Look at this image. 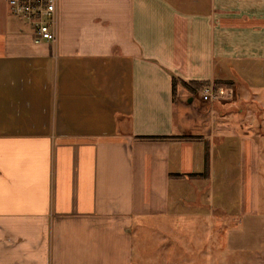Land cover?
Wrapping results in <instances>:
<instances>
[{
  "label": "crops",
  "instance_id": "0c3cea01",
  "mask_svg": "<svg viewBox=\"0 0 264 264\" xmlns=\"http://www.w3.org/2000/svg\"><path fill=\"white\" fill-rule=\"evenodd\" d=\"M261 119L264 0H58L40 45L0 0V264L259 254Z\"/></svg>",
  "mask_w": 264,
  "mask_h": 264
},
{
  "label": "rangeland",
  "instance_id": "374dc122",
  "mask_svg": "<svg viewBox=\"0 0 264 264\" xmlns=\"http://www.w3.org/2000/svg\"><path fill=\"white\" fill-rule=\"evenodd\" d=\"M212 99L216 100V99H218V96H213ZM262 121L264 122V119L263 120L261 119V125L263 124ZM263 135H264V133H263ZM261 144L263 147L261 149V155L264 157V141H261ZM235 166H238V165L235 164ZM259 172H260V189H261L260 197H259V200H260V218H259V220L260 221H258L259 223H258L257 231L260 230V232H257L258 233L257 234V240H259V239L264 240V235H263V237L260 238V233H261V235H262V232L264 234V162L263 161L261 162V164H259ZM238 204H239V201L237 203H235L236 208H238ZM235 207L233 206V204L227 205L226 208L224 209V212H223L224 216L231 215L234 212L233 209ZM213 222H214V220H213ZM189 231H190V228H188V223L185 221V223L183 225V230L181 232L182 240H179L178 246H176V245L173 246L171 244V241L173 242L174 240H165V242H163L165 245V249H164L162 255L166 256L165 251L171 250L172 247H174V248L179 247L180 251H178V252H180V254H179L180 258L183 259V261H181L180 264H193L194 262L192 260L187 259L188 258L187 255L189 254V251L191 252L192 251L191 249L194 248L198 252V249L201 250L203 245H199V244L191 245V247L189 249L190 245L187 242L188 240H186V237H187ZM200 232H201V236H199L200 240H196V243H200L201 240H205V238L207 237V236H205V237L202 236L203 229L200 230ZM183 239H185V240H183ZM147 241H148V244H146L145 247H147V249L151 250V247H152L151 244L153 242H152V240H147ZM162 241H164V240H162ZM260 247L261 248H260L259 254H257V255L255 253L252 256L249 253H242V252L236 253V251H234V250L233 251H231V250L230 251H224V252H222V254H223L222 255L220 252L221 246L220 245H213L212 246L213 250L211 251V254L213 256H216L217 258H223L222 264H264V245H261ZM169 252L170 251H168L166 254H168ZM174 252H176V251H174ZM190 255H192V253ZM194 256H195V254H194ZM167 261H168V259H167ZM164 262H166V261H164ZM174 263L175 262H171L169 264H174ZM175 264H177V263H175ZM195 264H204V263L201 262V260L196 259ZM212 264H218V261L212 262Z\"/></svg>",
  "mask_w": 264,
  "mask_h": 264
},
{
  "label": "built area",
  "instance_id": "2783aa9c",
  "mask_svg": "<svg viewBox=\"0 0 264 264\" xmlns=\"http://www.w3.org/2000/svg\"><path fill=\"white\" fill-rule=\"evenodd\" d=\"M11 14L31 28L36 45L57 40L58 0H9ZM211 89L202 93L205 101L213 98Z\"/></svg>",
  "mask_w": 264,
  "mask_h": 264
},
{
  "label": "trees",
  "instance_id": "16d2710c",
  "mask_svg": "<svg viewBox=\"0 0 264 264\" xmlns=\"http://www.w3.org/2000/svg\"><path fill=\"white\" fill-rule=\"evenodd\" d=\"M228 85H230L228 83ZM178 86H182L183 88H185L187 91H189L191 94H198L199 91H201L206 84L205 83H186V82H182L179 81L177 79H173V93L176 94V89ZM172 138V137H170ZM141 139H145V140H165V139H169V137H142ZM208 160L206 161V171L203 174V177H207L208 175Z\"/></svg>",
  "mask_w": 264,
  "mask_h": 264
}]
</instances>
